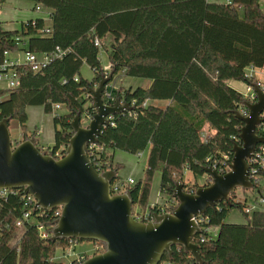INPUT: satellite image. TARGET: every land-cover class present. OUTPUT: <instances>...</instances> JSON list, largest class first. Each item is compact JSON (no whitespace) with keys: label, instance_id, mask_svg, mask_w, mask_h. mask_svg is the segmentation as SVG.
Returning a JSON list of instances; mask_svg holds the SVG:
<instances>
[{"label":"trees","instance_id":"obj_1","mask_svg":"<svg viewBox=\"0 0 264 264\" xmlns=\"http://www.w3.org/2000/svg\"><path fill=\"white\" fill-rule=\"evenodd\" d=\"M24 1L52 11L51 25L43 19L22 23L16 30L0 25V64L6 52L44 54L60 48L67 54L39 73L28 66L16 67L21 83L16 89H0V120H17L26 129L27 109L42 107L54 116L55 134L52 147L39 146L52 155L63 154L72 136L71 121L80 114L85 123L95 114L90 91L98 87L102 75L114 70L108 86L115 101L121 99L134 110L111 119L89 157L97 172H118L121 165L114 160L115 151L137 155L149 150L144 179L127 187L134 199L133 213L158 211L149 204L158 171L160 193L174 204L176 182L193 192L199 186L192 180L204 177L205 167L226 172L223 164L232 161V149L240 144L244 126L235 116L244 97L228 83L250 84L247 68L264 69L261 0ZM4 3L0 0V10ZM107 36L113 38L107 52L109 71L101 61L104 48L95 45V40L102 42ZM85 64L93 73L90 80L81 74ZM125 78L150 80L151 86L125 88ZM153 101L169 105L162 109L148 104ZM55 105L64 107L66 114H54ZM232 204L219 203L215 211L207 212L208 222L195 238L201 258L207 264H264V210L247 214L246 204L236 203L235 198ZM233 209L245 215L244 224L226 222ZM25 212L30 217L21 229L17 222ZM56 212L30 211L22 191L0 199V264H66L56 260V254L70 247L69 240L52 242L51 236L43 239L38 230L42 226L51 235ZM21 230L19 243L11 246ZM161 263L198 264L179 246L173 248L171 259L165 255Z\"/></svg>","mask_w":264,"mask_h":264},{"label":"water","instance_id":"obj_2","mask_svg":"<svg viewBox=\"0 0 264 264\" xmlns=\"http://www.w3.org/2000/svg\"><path fill=\"white\" fill-rule=\"evenodd\" d=\"M114 70L102 75L96 89L90 91L95 114L87 125L78 114L71 121L72 136L57 159L41 150L35 135L13 145L9 131L11 119L0 120V190L22 191L36 202L34 211L61 209L50 240L97 242L102 253L89 257L83 264H160L165 255L171 259L173 248L179 246L198 264L203 261L196 236L202 233L195 218L215 211L219 203L233 206L236 189L255 190L250 178L249 160L257 148L264 146V136L257 133L264 124V92L256 83V101H244L249 111L235 116L244 124L240 144L232 149L230 170L221 174L212 166L204 168L210 183L188 192L181 182L175 183L173 198L177 206L170 213H153V221L139 223L133 218L132 191L113 195L111 185L116 170L99 173L89 157L90 147L99 144L102 130L112 117L134 110L129 103L117 99L114 104L103 100L106 86Z\"/></svg>","mask_w":264,"mask_h":264},{"label":"rangeland","instance_id":"obj_3","mask_svg":"<svg viewBox=\"0 0 264 264\" xmlns=\"http://www.w3.org/2000/svg\"><path fill=\"white\" fill-rule=\"evenodd\" d=\"M12 1H18V3L13 5ZM19 4L20 5L23 4L25 6L20 7ZM34 8H35L34 4L29 1L6 0L1 8L2 12L0 15V19L5 18L6 20L7 19L17 20V17L13 18V15L18 16V13L35 16L39 12L34 11ZM261 8L264 10V0H261ZM42 10L43 12L47 11L45 9ZM10 17L13 19H9ZM112 42H113V38L111 36H107L104 39V44L102 46V48L104 49H101V61L104 65L109 62L107 52L110 49V46H112ZM14 56L22 57V54L17 52ZM81 74L83 78L88 80H90L93 77L92 76L93 73L91 69L86 64L83 66L81 70ZM129 79H131L132 81L138 80L139 86H141L143 89H147L151 85L150 80H141V79L134 80L133 78H129ZM257 80L262 81L261 75H258ZM122 85L125 88L129 87L128 83H126L125 81H122ZM233 87L241 93L245 91V85L243 83H233ZM0 88H5L4 84L1 83ZM56 113L62 116L66 114V109L64 107H61L59 110L56 111ZM27 114H28V122L26 124V129H23L17 120H12L9 124V131L12 137L13 145L17 146L25 138L31 137L33 136L32 134L35 133L37 135V140H39V145H42V147L43 146L52 147L54 145V134H55V127L53 122L54 116L45 114L44 109L42 107H29L27 109ZM87 123H85V125H87ZM24 130H26V132L28 133H23ZM148 156H149V150L142 152L141 157H139L138 154L131 155L119 150L115 151L114 160L115 162L121 165L120 170L117 172V178L119 182L128 183V180L131 179L136 184L139 183L141 180H143ZM160 181H161V172L158 171L154 175L151 184V190L149 196L150 206L156 204L158 199L161 202L167 200L165 196L162 195L160 196ZM207 181H208V177L205 175L204 177H198L197 179H193L192 184H197L199 187H203L204 185L209 184L207 183ZM260 190L264 192V179L261 185L259 186L258 190L245 191L238 188L236 189L235 196L233 198H235L236 203L246 204L247 206L249 205V207L252 208V206L259 204L256 203V198L260 196V194L259 195L257 194V191ZM262 196L264 198V193L262 194ZM261 205L264 206L263 203H261ZM146 211H149V209H147ZM226 222L233 224H244L246 222V217L239 209H233L229 213ZM23 232H24L23 230L20 231V233L11 242V246H14L19 243ZM103 251L104 249H100V245L98 243L96 244L90 241H83V242H79L76 245V248L73 250L72 249L70 250L67 249L66 251L58 250L56 254V259L66 264H70L74 260L75 255L77 254H86V256L92 257L95 253H102Z\"/></svg>","mask_w":264,"mask_h":264},{"label":"built area","instance_id":"obj_4","mask_svg":"<svg viewBox=\"0 0 264 264\" xmlns=\"http://www.w3.org/2000/svg\"><path fill=\"white\" fill-rule=\"evenodd\" d=\"M42 9H44L42 6L40 5H36L35 6V10L36 11H41ZM46 32H50V30H46ZM95 45L99 48H101L103 46V43L101 41H99L98 39L95 40ZM22 54V57H12L10 53H5V59L4 61L0 64V84H4L5 88H0V89H8V90H12V89H16L20 86L21 80H20V75L16 70V67L19 66H28L34 73H39L41 72L44 68H46L51 62H53L56 59H63L66 54L67 51H64L60 48H56L55 51H53L52 53H44V54H35V53H31L28 51H21L19 52ZM109 71V70H107ZM108 75V74H106ZM258 75H261L262 77V81H258L257 77ZM246 79L248 81H250V84H245V91L242 93L243 97H244V101H248L250 103H254L256 101V92L254 91L252 84L256 83L259 88L264 92V70L263 69H255L254 67H249L246 70ZM103 100L105 102V104L108 105H112L115 103V98L113 95V90L110 86H106V91L104 93L103 96ZM62 106L60 105H55L53 106V112L54 114H57L56 111L59 110ZM243 116H247L249 111L247 110V108L243 105L239 110H238ZM263 119H264V114H263ZM113 118V117H112ZM111 118V119H112ZM91 119V116L87 117V122H89V120ZM110 119V121H111ZM84 123V125H85ZM263 126V127H262ZM257 133L260 136L261 133H264V124H262L261 126L258 127ZM203 138L205 137V133L203 134ZM95 146L90 147L93 148ZM42 151L50 154L51 156L59 159L62 156V152L61 151H57L55 154H51V151H47L45 148L42 149ZM138 156L141 157V153H138ZM226 159H228V157H225ZM232 162V161H231ZM231 162L228 164V162H224V166L226 167V172L227 173L230 168L229 165L231 164ZM249 165H250V178L252 183L255 185V190H258L259 186L261 185L264 177L262 176V173H264V146L261 145L257 148L256 152L254 153L253 157L249 160ZM215 168V167H214ZM216 169V168H215ZM219 173H221L219 171ZM224 173V174H225ZM135 182L131 179L128 180V183H123V182H119V181H114L111 185V191L113 195H118V194H122L124 193L128 187V185H134ZM187 191V190H186ZM11 192L13 193L14 191H7V190H0V199L2 198H6L8 196V193ZM189 192V191H188ZM194 192V191H193ZM257 194H260V191H257ZM259 201L257 205H254L251 207H247L245 212L247 214L252 213V211L256 210L257 207H264L261 205V203L264 204V198L263 196H258ZM23 199H24V204L26 207H28L30 209V211L34 210V206L36 204L34 198L30 195L28 196H24L23 195ZM158 207V211L157 212H151L150 211H136L133 213V218L139 222V223H143V224H147L153 221V213H157L160 215L163 214H167L170 213L171 208H174L177 206V204H174V202L168 201L164 204L161 203H156L153 205ZM61 215V209H57L56 212V216L59 218ZM29 212H25L23 215V218L17 222V227L19 228H23L24 227V222L29 221ZM195 221L197 224H199L202 228V224L205 222H208V220L205 217H197L195 218ZM206 232L208 233H212L213 229L211 228H203ZM40 236L43 239H47L49 238L48 233L44 230V228L42 226L38 227ZM69 244L70 247L68 248L70 249H75L76 245L80 242L78 240H69ZM100 245V249H103V246L101 244ZM75 251V250H74ZM99 254V253H95L94 255ZM89 257L86 256V254H77L74 257V260L70 263V264H83ZM57 260V259H56ZM160 264H167V263H160Z\"/></svg>","mask_w":264,"mask_h":264},{"label":"crops","instance_id":"obj_5","mask_svg":"<svg viewBox=\"0 0 264 264\" xmlns=\"http://www.w3.org/2000/svg\"><path fill=\"white\" fill-rule=\"evenodd\" d=\"M6 1V0H5ZM18 3V1H12V4L13 5H15V4H17ZM20 5V4H19ZM25 5H23V4H21L20 5V7H24ZM34 7H35V4H34ZM45 10H47L46 12H43V10H41V11H36L35 10V8H34V11H36V12H39V13H37L35 16H30V15H28V14H23V13H18V16H14L13 15V18L15 17H17V20H6L5 18L3 19V18H1L0 19V25H1V27L3 28V29H7V30H16V29H19L20 28V26H21V24L22 23H25V22H27V21H30V20H36V19H43L44 21H45V24L47 25V26H50L51 25V21H52V11H50V10H48V9H45ZM1 12H2V10H0V15H1ZM13 18H9V19H13ZM15 21V22H14ZM4 23V24H3ZM102 43L104 44V40L102 41ZM113 43V42H112ZM16 54V53H15ZM15 54H12L11 56L12 57H15L14 55ZM103 67H104V69L105 70H110V63L108 62L107 64H103ZM92 76H93V74H92ZM135 80V79H134ZM124 81L126 82V83H128V85H129V87H126V88H130V87H137V86H139V81L138 80H135V81H132L131 79H129V78H125L124 79ZM233 83H236V82H229L228 84L230 85V86H232L233 87ZM134 84V85H133ZM245 85V84H244ZM151 86V85H150ZM149 86V87H150ZM148 87V88H149ZM234 88V87H233ZM148 104H152V105H155V106H157V107H159V108H162V109H165L168 105H169V102H165V101H153V102H148ZM37 142H38V145H39V140H37ZM42 146V145H41ZM40 147V146H39ZM44 147V146H43ZM264 193V192H263ZM162 194L160 193V196H161ZM167 202V200L166 201H163V202H161L159 199L157 200V203H161V204H164V203H166ZM152 205V204H151ZM249 206V205H248ZM256 210H264V207H257L256 208ZM251 214V213H250ZM216 229H213V233H216Z\"/></svg>","mask_w":264,"mask_h":264}]
</instances>
